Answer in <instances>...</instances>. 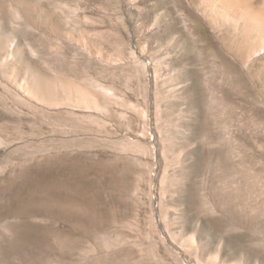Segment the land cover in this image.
I'll list each match as a JSON object with an SVG mask.
<instances>
[{
	"label": "rangeland",
	"instance_id": "obj_1",
	"mask_svg": "<svg viewBox=\"0 0 264 264\" xmlns=\"http://www.w3.org/2000/svg\"><path fill=\"white\" fill-rule=\"evenodd\" d=\"M0 264H264V0H0Z\"/></svg>",
	"mask_w": 264,
	"mask_h": 264
},
{
	"label": "bare ground",
	"instance_id": "obj_2",
	"mask_svg": "<svg viewBox=\"0 0 264 264\" xmlns=\"http://www.w3.org/2000/svg\"><path fill=\"white\" fill-rule=\"evenodd\" d=\"M237 1V0H236ZM222 3V2H221ZM231 16V15H230ZM254 24V23H253ZM256 24V23H255ZM263 34V33H262Z\"/></svg>",
	"mask_w": 264,
	"mask_h": 264
}]
</instances>
